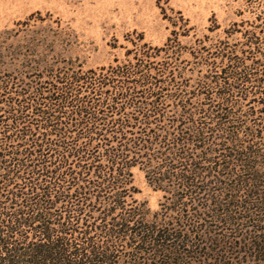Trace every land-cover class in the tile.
Wrapping results in <instances>:
<instances>
[{
    "label": "trees",
    "instance_id": "trees-1",
    "mask_svg": "<svg viewBox=\"0 0 264 264\" xmlns=\"http://www.w3.org/2000/svg\"><path fill=\"white\" fill-rule=\"evenodd\" d=\"M245 3L216 43L182 44L181 14L97 68L31 17L0 31V264H264V0Z\"/></svg>",
    "mask_w": 264,
    "mask_h": 264
},
{
    "label": "rangeland",
    "instance_id": "rangeland-1",
    "mask_svg": "<svg viewBox=\"0 0 264 264\" xmlns=\"http://www.w3.org/2000/svg\"><path fill=\"white\" fill-rule=\"evenodd\" d=\"M246 0H0V31L14 28L31 17L29 34L40 33L53 39L55 50L78 58L86 67H101L123 60L130 39L143 33L145 40L162 46L181 14L193 29L180 36L192 46L205 36L209 43L225 37V30L242 18H252ZM43 18V21H41ZM218 26V28H216ZM210 28H216L210 31ZM29 35V36H30ZM184 58H190L185 54ZM135 197L155 211L163 192L153 189L144 172L135 168Z\"/></svg>",
    "mask_w": 264,
    "mask_h": 264
}]
</instances>
